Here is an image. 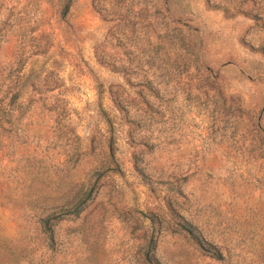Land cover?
<instances>
[{
    "label": "rangeland",
    "instance_id": "rangeland-1",
    "mask_svg": "<svg viewBox=\"0 0 264 264\" xmlns=\"http://www.w3.org/2000/svg\"><path fill=\"white\" fill-rule=\"evenodd\" d=\"M0 264H264V0H0Z\"/></svg>",
    "mask_w": 264,
    "mask_h": 264
},
{
    "label": "trees",
    "instance_id": "trees-1",
    "mask_svg": "<svg viewBox=\"0 0 264 264\" xmlns=\"http://www.w3.org/2000/svg\"><path fill=\"white\" fill-rule=\"evenodd\" d=\"M82 208H83V205H82L81 202H80V203H78V204L74 207L73 212H74L75 214H78V213L82 210ZM188 229H190V228H188Z\"/></svg>",
    "mask_w": 264,
    "mask_h": 264
}]
</instances>
